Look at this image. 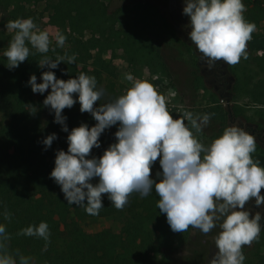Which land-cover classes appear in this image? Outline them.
I'll use <instances>...</instances> for the list:
<instances>
[{"label":"clouds","instance_id":"9594fccd","mask_svg":"<svg viewBox=\"0 0 264 264\" xmlns=\"http://www.w3.org/2000/svg\"><path fill=\"white\" fill-rule=\"evenodd\" d=\"M184 5L183 15L190 19V40L206 63L236 65L248 58L247 42L256 25L246 20L243 0H184ZM6 28L14 33L3 53L9 70L28 60L32 49L47 54L50 49L55 51L53 40L61 48L66 42L64 34L41 30L32 18L9 21ZM65 61L74 64L76 57L52 59L44 55L38 66L49 71L42 73L41 83H37L36 75H31L27 83L34 94L43 95L51 89L43 104L51 108L54 122L68 133L67 152H56L55 167L50 173L67 204L83 207L87 214L96 216L104 208V194L117 210H122L133 193L144 198L154 191L159 197L156 207L166 214L173 232L183 233L191 227L207 235L220 229L214 237L217 251L209 264H244L245 246L258 241L264 230L261 214L252 215V209L245 207L253 201L257 207L264 205V167L253 159L256 137L233 124L206 145L198 134L214 113L184 111L174 119L165 96L153 84L131 73L124 76L131 82L125 94L94 107L104 90L97 86L95 76L84 72L67 81L58 79L51 70ZM76 103L81 113L91 114L95 126L82 123L69 132L62 112ZM26 107L36 109L30 104ZM117 124L116 143L101 157L89 158L92 149L101 147L102 133ZM56 139L55 133L48 135L42 141L45 149ZM158 157L162 172L156 173V182L151 170ZM2 215L10 219L7 210ZM18 235L43 239L46 250L51 233L47 222L42 221L22 229ZM10 239L5 224L0 223V264H30V257L8 251Z\"/></svg>","mask_w":264,"mask_h":264},{"label":"trees","instance_id":"16d2710c","mask_svg":"<svg viewBox=\"0 0 264 264\" xmlns=\"http://www.w3.org/2000/svg\"><path fill=\"white\" fill-rule=\"evenodd\" d=\"M39 3L51 4L53 22L68 25L72 47L66 51L55 45L52 46L55 51L50 49L47 54L36 53L32 49L28 60L13 70L7 68V58L3 55L7 49L0 53V90H7L14 108L23 116L19 123L0 126V223L5 224L6 231L11 236L7 242L8 251L13 255L18 251L30 257V264H158V256H167L166 250H170L173 245H162L160 240L154 239L155 230L169 228L166 214L160 213L156 207L159 199L156 193L153 191L144 198L133 193L122 210H117L108 200L107 194H104V208L96 216L87 214L83 207L68 205L60 186L50 178L55 167L56 152H67L68 133L63 132L61 125L57 123L45 126L39 113L26 107L34 95L27 83L30 76L36 75L37 83H40L42 73L49 71L47 67L38 66L44 55L52 59L75 55L76 60L82 62L92 59V65L81 72L95 76L97 86L104 90V103L121 96V92L116 91L117 85L114 82L115 66L101 55L92 57L91 52L103 46L111 48L120 42L119 29L115 26L118 16L127 6L123 5L110 12L111 4H105L102 0H0V6L7 9L13 7L9 13L11 21L33 18L34 12L28 5ZM185 20L182 18L181 21L184 23ZM87 33L98 35L87 39ZM157 60L164 66L160 56ZM66 62L51 70L58 79L65 81L81 73L66 75ZM221 67L222 61L213 64L214 77L223 88L220 96L235 101L239 89L238 75L231 65L219 72ZM227 77L229 80L226 81ZM255 102L263 103L258 98ZM118 127L119 124L102 133L101 147L92 149L89 158L103 155L111 144L116 143L114 134ZM241 127L248 133L255 131L246 123ZM53 133L57 135V139L51 147L45 149L42 141ZM153 179L159 182L156 174ZM6 180L20 182L21 188L8 196L3 186ZM97 182L98 178L92 181L93 184ZM5 210L10 213L9 220H5L2 215ZM112 215H121L123 218L120 234H114L110 230L88 234L80 228L77 221V218ZM42 221L47 222L51 233L46 250L43 239L18 235L22 229L38 225Z\"/></svg>","mask_w":264,"mask_h":264},{"label":"rangeland","instance_id":"374dc122","mask_svg":"<svg viewBox=\"0 0 264 264\" xmlns=\"http://www.w3.org/2000/svg\"><path fill=\"white\" fill-rule=\"evenodd\" d=\"M102 1L111 4L110 12L116 11L123 5L127 6L118 16V23L115 26L119 29L120 42L111 48L103 46L91 52L92 57L101 55L115 66L116 91L123 95L131 87V82L124 78L125 73H131L134 78L147 80L153 84L155 89L165 96L168 110L174 119L182 116L184 111H191L194 114L214 113L208 126L198 134L199 140L206 145L220 136L226 127L233 124L241 127L246 123L247 126L255 129L249 134L257 139V149L253 159L259 161V166L264 167V0H243L247 9L244 16L247 21L256 25V31L252 34V39L247 42L248 58H242L238 64L231 65L239 78L235 101L220 96L223 88L214 77L213 65L204 61L189 39V34L185 32L180 16L185 17L189 28L190 19L183 15L184 0ZM175 4L178 8L171 11ZM50 7L51 4L46 3L28 5V8L34 12L32 19L41 30H48L50 33L59 31L66 36L62 49L69 51L72 47L69 41V27L67 24L55 23L51 20L53 12ZM12 10L13 7L7 9L0 6V53L7 49L14 35L6 28L11 21L9 13ZM97 35V33H87L86 38L90 39ZM52 46H55L54 40ZM158 56L162 58L164 66L158 63ZM91 65L92 59L85 62L76 60L74 64L66 62L64 69L66 75L74 76ZM228 66L230 65L222 61L219 72ZM50 91L51 89H48L43 95L35 93L29 102L36 108L35 111L39 113L40 120L45 126L55 123L54 112L43 104ZM256 98L261 99L263 103L255 102ZM104 102L102 99L94 107ZM62 115L67 117L69 132L82 123L89 127L96 124L90 113L80 112L79 103L71 109H64ZM22 118V114L14 108L7 90L1 89L0 126L19 123ZM101 156L98 155L96 158ZM159 171H162V168L158 157L152 167L151 178L153 179ZM3 186L6 194L10 196L21 188V183L6 180ZM261 195H264V189H261ZM245 207L252 209V215L259 212L262 218L264 217V205L256 210L253 201ZM77 221L80 228L88 234L105 230L120 234L123 229L121 215L77 218ZM167 226L169 228H158L154 234V239L160 240L162 245H173L170 250H166L167 256H158V264H209V260L217 251L214 237L219 233V228L205 235L191 227L183 233H175L168 223ZM243 251L246 257L244 264H264V230L261 231L259 240L253 242L251 246H245Z\"/></svg>","mask_w":264,"mask_h":264},{"label":"flooded vegetation","instance_id":"af4514ba","mask_svg":"<svg viewBox=\"0 0 264 264\" xmlns=\"http://www.w3.org/2000/svg\"><path fill=\"white\" fill-rule=\"evenodd\" d=\"M173 7L174 8H172V10L171 11H173V10H175V9H177L178 7H177V5L175 4V5H173ZM180 18L182 19V18H185V17H182V16H180ZM184 29H185V32L186 33H190V31H191V28H189L188 27V22L187 21H184ZM190 39V38H189ZM256 210H258V207L256 206ZM262 225H264V217L262 218V220H261V222H260Z\"/></svg>","mask_w":264,"mask_h":264}]
</instances>
